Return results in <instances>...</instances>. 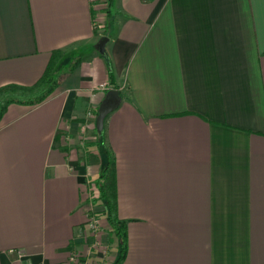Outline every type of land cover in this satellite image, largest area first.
Masks as SVG:
<instances>
[{
  "label": "crops",
  "instance_id": "crops-1",
  "mask_svg": "<svg viewBox=\"0 0 264 264\" xmlns=\"http://www.w3.org/2000/svg\"><path fill=\"white\" fill-rule=\"evenodd\" d=\"M56 51V90L0 120V264L116 261L91 197L110 90L122 264H264V0H0V88L32 87Z\"/></svg>",
  "mask_w": 264,
  "mask_h": 264
},
{
  "label": "trees",
  "instance_id": "trees-1",
  "mask_svg": "<svg viewBox=\"0 0 264 264\" xmlns=\"http://www.w3.org/2000/svg\"><path fill=\"white\" fill-rule=\"evenodd\" d=\"M110 1L108 0V2ZM102 56L106 57V53ZM63 60L64 55L61 51L52 53L44 75L32 87L8 85L0 88V120L10 105L34 107L45 102L57 88L58 81L54 75L60 69ZM102 138L103 134L97 135L96 147L102 158V169L95 186L100 193L99 201L105 208L106 221L119 241L118 254L114 264H122L127 253L126 223L121 222L117 217L114 164Z\"/></svg>",
  "mask_w": 264,
  "mask_h": 264
},
{
  "label": "water",
  "instance_id": "water-1",
  "mask_svg": "<svg viewBox=\"0 0 264 264\" xmlns=\"http://www.w3.org/2000/svg\"><path fill=\"white\" fill-rule=\"evenodd\" d=\"M107 43H108L107 38H104L99 42L98 49L100 54L105 53V47ZM121 101L122 100L119 97L118 92L116 90H110L106 93L97 111L96 129L99 135H101L103 132L106 118L119 107Z\"/></svg>",
  "mask_w": 264,
  "mask_h": 264
},
{
  "label": "built area",
  "instance_id": "built-area-1",
  "mask_svg": "<svg viewBox=\"0 0 264 264\" xmlns=\"http://www.w3.org/2000/svg\"><path fill=\"white\" fill-rule=\"evenodd\" d=\"M97 28H99L100 30L102 29L101 26H98ZM95 190H97L96 186H93L92 187V195L91 197L95 200H98L99 201V198H100V193L99 191L97 190V192H95ZM99 220L97 218L96 215H92L90 216L89 218V228H90V231L93 235H96L99 231ZM99 245L98 242L95 243V247ZM80 256H78L76 253L75 254H72L69 258V261L71 262V264H82L81 261H80Z\"/></svg>",
  "mask_w": 264,
  "mask_h": 264
},
{
  "label": "rangeland",
  "instance_id": "rangeland-1",
  "mask_svg": "<svg viewBox=\"0 0 264 264\" xmlns=\"http://www.w3.org/2000/svg\"><path fill=\"white\" fill-rule=\"evenodd\" d=\"M58 74V73H57ZM56 77H57V75L55 74L54 75V78L56 79ZM95 192H97V190H95ZM98 218V220L100 219V217H97ZM99 229L101 228V226H100V221H99ZM99 238V245H98V249H100V252H105L106 254L107 253H109V251H108V244H106V243H103V239H102V237L101 236H99L98 237Z\"/></svg>",
  "mask_w": 264,
  "mask_h": 264
}]
</instances>
